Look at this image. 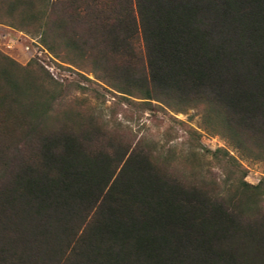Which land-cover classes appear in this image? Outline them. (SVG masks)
Listing matches in <instances>:
<instances>
[{
	"label": "trees",
	"instance_id": "16d2710c",
	"mask_svg": "<svg viewBox=\"0 0 264 264\" xmlns=\"http://www.w3.org/2000/svg\"><path fill=\"white\" fill-rule=\"evenodd\" d=\"M4 3L115 93L151 114L194 111L264 162V0ZM66 92L0 53V264H264V180L247 184L192 129L181 149L133 143L119 122L62 108Z\"/></svg>",
	"mask_w": 264,
	"mask_h": 264
},
{
	"label": "rangeland",
	"instance_id": "374dc122",
	"mask_svg": "<svg viewBox=\"0 0 264 264\" xmlns=\"http://www.w3.org/2000/svg\"><path fill=\"white\" fill-rule=\"evenodd\" d=\"M50 21L53 22V18L48 23ZM44 25L42 19L27 20L20 12L9 13L4 0H0V53L20 66H25L32 60L43 66L55 81L67 89L68 95L62 108L101 114L113 127L119 122L129 131L127 138L133 143L146 138L159 145L172 144L171 146L176 145L181 149L182 143L184 145L187 142L186 131L192 129L199 135V142L204 148L210 151L221 148L234 157L246 172L244 181L247 184L256 185L264 180V162L242 156L227 140L203 130L194 111L186 114L155 111L151 114L138 106L140 100L115 93L97 80L87 62L76 60L72 65L68 64L62 44L55 42L56 34ZM45 30L46 41L57 49L56 55L49 53L43 44ZM85 88L95 90L99 96L83 91ZM74 100L80 105H76ZM167 132L170 133L169 137ZM204 163L212 173L220 172L210 156H206Z\"/></svg>",
	"mask_w": 264,
	"mask_h": 264
}]
</instances>
